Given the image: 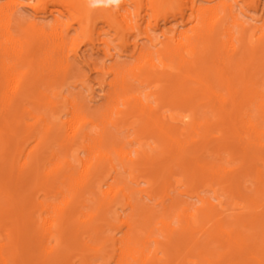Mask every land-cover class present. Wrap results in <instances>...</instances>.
Instances as JSON below:
<instances>
[{
    "label": "bare ground",
    "instance_id": "obj_1",
    "mask_svg": "<svg viewBox=\"0 0 264 264\" xmlns=\"http://www.w3.org/2000/svg\"><path fill=\"white\" fill-rule=\"evenodd\" d=\"M30 1L0 0V264H264V0ZM78 42L99 105L63 94Z\"/></svg>",
    "mask_w": 264,
    "mask_h": 264
},
{
    "label": "rangeland",
    "instance_id": "obj_2",
    "mask_svg": "<svg viewBox=\"0 0 264 264\" xmlns=\"http://www.w3.org/2000/svg\"><path fill=\"white\" fill-rule=\"evenodd\" d=\"M36 0H31L30 3H35ZM46 15V14H45ZM39 13L35 21L47 23L50 21L51 16ZM17 18L19 20H27L33 18V12L30 7L28 6H21L17 10ZM101 25V24H100ZM113 33V32H111ZM69 35H74L71 31ZM118 43L117 39L113 40V44L116 45ZM77 56H75V50ZM67 56L69 61L73 62V71H72V78L71 83L64 86L63 94H74L80 96L88 106H95L99 105L103 101L102 91L97 84V81L100 79L99 75L96 71L93 70V66L95 64H100L102 61V55L97 50H92L90 46L85 45L82 42H78L72 48L67 50ZM126 56H121L119 60H127ZM84 79L86 81V87H84L81 83L78 82L79 79ZM88 88H93L94 92L92 93L94 97V101H90L89 92L87 91ZM143 186V185H142ZM211 195V193L209 194Z\"/></svg>",
    "mask_w": 264,
    "mask_h": 264
}]
</instances>
